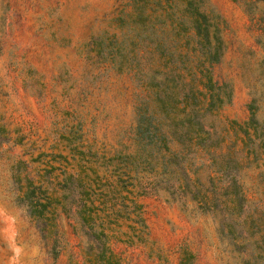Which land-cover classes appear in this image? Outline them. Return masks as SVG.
Here are the masks:
<instances>
[{"label": "rangeland", "instance_id": "1", "mask_svg": "<svg viewBox=\"0 0 264 264\" xmlns=\"http://www.w3.org/2000/svg\"><path fill=\"white\" fill-rule=\"evenodd\" d=\"M192 1L221 19L210 154L179 140L203 65L187 0H160L155 29L131 27V0H0V264H91L99 236L121 264H264V0Z\"/></svg>", "mask_w": 264, "mask_h": 264}, {"label": "trees", "instance_id": "2", "mask_svg": "<svg viewBox=\"0 0 264 264\" xmlns=\"http://www.w3.org/2000/svg\"><path fill=\"white\" fill-rule=\"evenodd\" d=\"M132 10L127 14L128 20L132 28H142V27H151L156 28V26H160L163 22L158 19L155 21L152 16L155 14L158 9L162 8V3L160 0H131ZM184 20L177 21V24L182 28L183 33L192 32L194 41L191 45L192 52H194L201 59L203 65L199 66L196 70L198 85L201 88L195 87L193 83L187 85V81L185 75L183 73V107L181 108L182 115L178 118L179 125L185 127L186 130L183 132L184 135L179 136V140H183L182 136L186 139L187 142H193V146L197 148L210 151V143L207 142L210 131L205 128V125L202 123L200 117L203 116V112H210L215 110L223 105L224 99L220 93V87H216L212 81L211 72L209 68L205 64H213L219 61L221 54L223 53V39L221 36V28L219 25V21H221L220 17L216 15V17H210L204 12H200L198 5H195L192 0H187V3L184 8ZM121 18V17H120ZM174 21V20H172ZM138 38V37H137ZM136 38V39H137ZM187 41V40H186ZM185 41V47L188 48L189 42ZM186 49V48H185ZM187 49L183 55L187 53ZM187 67H185L186 69ZM178 74H182L178 73ZM181 76V75H180ZM193 76V75H191ZM188 86V89L186 88ZM228 99H229V95ZM188 97L193 98V102L189 101ZM200 98V99H198ZM256 99H252L249 104V108L251 109V116H254V111L256 106L254 105ZM143 115L140 116L137 131L140 133V138L143 139H151L152 134L149 131V127L142 123ZM194 118H198L194 121L192 125L190 123ZM170 119V116L167 117V120ZM253 118L251 119V121ZM189 124V127H186L185 124ZM234 124V122H232ZM247 127H244L242 131L245 135L249 136L248 133V123ZM241 127V125H240ZM242 128V127H241ZM164 135L160 136V139H163ZM140 141V139H139ZM163 148L169 151V147L167 145H163ZM210 154V152H209ZM220 158L221 155H217V157H211V163L214 165L216 163V158ZM223 159V158H222ZM221 159L219 166L215 168L216 172L225 173V165H228V161H224ZM214 168V167H213ZM21 200L26 204L28 214L34 217L37 220H43L47 215L48 210V201H43V197H36V194L31 189L27 191L24 195L21 196ZM88 212V216L90 220L96 224L97 215L95 209L88 208L84 213L86 215ZM84 222L86 219L81 218ZM90 228H93L92 224L89 225ZM41 228H44L43 226ZM99 243V251L94 254V259L91 260V264H121L120 258L114 253V251L109 248L105 242L96 237Z\"/></svg>", "mask_w": 264, "mask_h": 264}]
</instances>
